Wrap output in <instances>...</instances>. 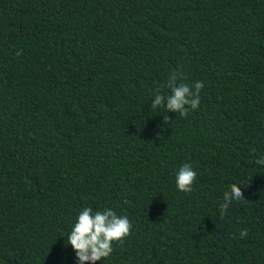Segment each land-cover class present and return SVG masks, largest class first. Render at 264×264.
<instances>
[{
  "label": "trees",
  "instance_id": "1",
  "mask_svg": "<svg viewBox=\"0 0 264 264\" xmlns=\"http://www.w3.org/2000/svg\"><path fill=\"white\" fill-rule=\"evenodd\" d=\"M178 67L187 117L151 109ZM260 157L264 0H0V264H79L85 207L133 223L97 264H264Z\"/></svg>",
  "mask_w": 264,
  "mask_h": 264
},
{
  "label": "clouds",
  "instance_id": "2",
  "mask_svg": "<svg viewBox=\"0 0 264 264\" xmlns=\"http://www.w3.org/2000/svg\"><path fill=\"white\" fill-rule=\"evenodd\" d=\"M20 53L18 52L17 55ZM186 76L178 67L167 77L165 85L153 90L154 99L151 109L166 107L168 112L178 113L181 117H187L190 111L197 110L200 106V92L205 87L203 81L193 84L185 83ZM163 87L169 90L165 95ZM165 118V123L169 122ZM258 165H264V157L255 161ZM197 179V172L193 167L185 163L176 173V188L180 192L190 193ZM243 200V193L238 184L230 185V190L225 191L223 202L220 204V216L223 218L233 201ZM133 223L127 215H118L115 211L104 208L93 210L85 207L79 212L71 231L67 236V244L75 251L79 264H97L112 255L114 244H122L131 235ZM247 236V230L240 232V237Z\"/></svg>",
  "mask_w": 264,
  "mask_h": 264
}]
</instances>
